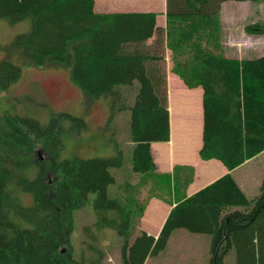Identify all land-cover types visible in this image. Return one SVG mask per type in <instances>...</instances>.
Here are the masks:
<instances>
[{"label": "trees", "instance_id": "1", "mask_svg": "<svg viewBox=\"0 0 264 264\" xmlns=\"http://www.w3.org/2000/svg\"><path fill=\"white\" fill-rule=\"evenodd\" d=\"M230 1L264 0H166L163 25L156 12H98L96 0H0V21L31 20L13 47L35 67L67 69L84 102L106 98L112 116L130 111L133 144L129 167L123 151L63 159L64 135L88 130L84 117L61 113L43 124L0 116V264H83L71 233L91 194L96 225L123 239L122 264H146L181 229L208 237V264H226L231 252L235 264H264V180L253 199L230 173L189 194L195 169L161 173L152 155L153 144L171 139L167 57L189 89H203L201 160L232 171L264 153V56L227 55L221 8ZM245 31L264 36V22ZM21 79L20 66L0 62V92ZM154 199L171 211L157 236L143 231L132 243L131 228Z\"/></svg>", "mask_w": 264, "mask_h": 264}, {"label": "rangeland", "instance_id": "2", "mask_svg": "<svg viewBox=\"0 0 264 264\" xmlns=\"http://www.w3.org/2000/svg\"><path fill=\"white\" fill-rule=\"evenodd\" d=\"M97 11L102 13L156 12L158 13L159 25H163L166 21V0H97ZM255 22H264V1H230L223 4L221 23L223 44L227 53L233 51L230 38L233 36V39H238L240 35L241 37L248 35L245 31V25ZM30 31V19L15 24L8 20L0 21V62L11 61L22 69V79L14 83L8 91L0 92V116L7 113L33 117L43 124H48L55 115L61 113L82 116L85 118L89 129L80 134L69 130L65 133L63 138L65 149L61 158L71 159L73 155L81 158L112 157L118 151H123L126 161L125 167H129L130 163L128 162L131 160L133 151V144L130 140V111L116 113L112 116L111 108L109 110L111 104L104 100L106 98L90 103L83 101L80 97L81 91L70 81L67 69L51 66L39 68L29 63L23 50L14 48L13 42L17 36L28 34ZM256 37L260 38L256 44L247 41L241 47L239 45L235 49L236 56L238 57V53L242 51L245 53L244 59H257L264 56V36ZM134 97L135 95L131 100ZM189 102L194 109L198 106L201 110L192 121L196 127L194 133L189 137V140L175 132L173 136L177 145L184 144L187 146L188 152L186 154L190 158H197L200 161L202 109L198 99L190 97ZM170 107L179 111L182 120L186 118L184 114H181V104L175 95V91H173L170 100ZM197 122L198 126L196 125ZM191 129L192 127L188 132ZM178 150L181 149L176 146L174 152ZM181 158L182 154L179 153V159ZM195 163L193 162V164ZM263 170L264 154L252 164L239 169L234 175L231 174L248 199H253L259 195L260 186L264 180ZM204 172L205 169L203 168V178L198 180L195 185L192 182L188 187L190 193L193 190H198L200 186L208 185L207 178H212V175L207 177ZM161 182L164 183L165 181L161 179ZM171 182H174V178L171 179ZM118 187V184H113L110 187L109 192L112 198H117ZM95 196V194H91L86 206L74 213L75 224L71 233L70 244L73 256L83 264H122L123 239L115 229L111 227L101 228L96 225ZM174 201L176 200L173 198L171 202ZM171 207L169 203L163 200L154 199L148 206L139 226H132L131 242L133 243L143 231L153 236L159 234ZM209 247L206 235L192 234L183 229L177 230L169 240L167 248L160 254L151 256L147 264H208ZM235 259V253L231 252L226 259V264H235Z\"/></svg>", "mask_w": 264, "mask_h": 264}, {"label": "crops", "instance_id": "3", "mask_svg": "<svg viewBox=\"0 0 264 264\" xmlns=\"http://www.w3.org/2000/svg\"><path fill=\"white\" fill-rule=\"evenodd\" d=\"M96 9H97V0H96ZM238 39H233L232 36L231 39V47L233 48V51L231 53H228L227 55L229 57L238 58V59H244V51L241 53H238L239 56L237 57L235 54V49L241 47V45L247 41H249L251 44H256V42L260 41L259 37L253 36V35H244V37L239 36ZM233 39V40H232ZM249 50V49H248ZM173 64L169 57H167V72H168V86H169V111L171 116V139L169 142L165 143H155L152 145V155L155 161V164L157 166V169L161 173H173L174 167L176 166H190L195 169V177L193 180V185L196 184L198 180L203 178V168L205 169V174L207 177L212 175V178H207L208 182L207 184H210L211 182L215 181L219 177L225 175V174H232L234 175L236 172H238L239 169L244 168L250 164H252L254 161L258 160L264 153L259 154L258 156L250 159L242 166L229 171L227 167L219 160H211V161H203L200 158H190L188 154H186L188 151L187 146L184 144L177 145L174 141L173 133L175 132L179 136L187 137L189 140V137L193 135L195 130V125L192 123L194 116L198 114L201 110L198 108V106L194 109V107L190 104L189 98L194 97L200 101L201 109H202V118H201V128H202V141H203V123H204V112H203V89L202 88H195V89H189L183 81L172 72ZM174 88V90H173ZM173 91H175L176 97L179 99L181 104V114L185 115V119L182 120L180 118L179 111L176 108L170 107V100L172 99ZM174 119V121H173ZM198 126V122L196 124ZM191 129L190 132L188 130ZM198 135V132L196 133ZM178 146L181 150H178L174 152V148ZM202 146V145H201ZM183 149V150H182ZM182 154V158L179 159V153ZM186 154V155H185ZM176 155V156H175ZM176 157V158H175ZM193 162H196L193 164ZM200 163V164H199ZM264 171V170H263ZM220 173V174H218ZM217 175V176H216ZM214 176V177H213ZM206 185V184H205ZM203 186H200L199 189H201ZM197 190L189 191V194H192L196 192ZM258 196V195H257ZM169 212V209H168ZM167 212V214H168ZM158 235V234H157ZM156 235V236H157ZM150 259V258H149ZM147 260V262L149 261ZM146 262V264H147Z\"/></svg>", "mask_w": 264, "mask_h": 264}]
</instances>
